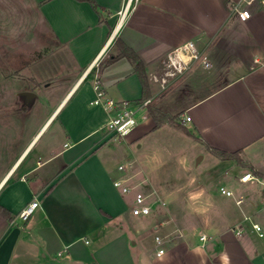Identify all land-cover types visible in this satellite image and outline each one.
I'll return each instance as SVG.
<instances>
[{
	"label": "crops",
	"instance_id": "0c3cea01",
	"mask_svg": "<svg viewBox=\"0 0 264 264\" xmlns=\"http://www.w3.org/2000/svg\"><path fill=\"white\" fill-rule=\"evenodd\" d=\"M95 1L98 9L88 0H27L53 45L42 32L30 39L15 35L13 67L0 69L7 77L0 83V264H264V236L253 227L258 223L264 232L263 184L232 182L222 172V185L234 197L210 193L202 184L199 214L180 216L167 202L166 211L135 217L114 185L124 175L119 165H138L127 159L132 144L142 148L148 137L160 139L166 125L179 127H155L147 108V118L140 116L133 133L122 138L105 128L111 112L91 104L97 70L115 100H144V85L128 58L103 63L118 53L120 38L144 62L151 108L181 113L193 135L184 133L209 153L216 156L208 146L241 150L242 163L216 157L264 176V9L232 23L227 18L236 0H141L120 23L124 0ZM188 40L207 46L224 77L188 101L192 85L186 82L178 104L171 90L181 79L158 93L151 74L160 73L168 52ZM47 47L53 49L43 54ZM62 49L72 66L57 73L33 69ZM139 172L140 180L151 182L144 169ZM143 188L164 197L155 186ZM34 199L40 206L23 221L18 214ZM193 218L198 221L188 224ZM156 235L165 239L160 256Z\"/></svg>",
	"mask_w": 264,
	"mask_h": 264
},
{
	"label": "rangeland",
	"instance_id": "374dc122",
	"mask_svg": "<svg viewBox=\"0 0 264 264\" xmlns=\"http://www.w3.org/2000/svg\"><path fill=\"white\" fill-rule=\"evenodd\" d=\"M39 32H42V36L51 41L53 45L50 30L42 24L38 12L29 5L27 0H0V69L13 67L10 62L11 58L16 56L18 50H15V45L19 41L15 39V35L30 39L35 34L38 35ZM52 49V47H47L42 50V53L44 54ZM65 53L64 49L62 51L58 50L46 61H40L33 65V69L49 70L57 73L64 67L72 66L69 55ZM29 61L36 62V60ZM223 77V73L217 72L213 66L209 69L198 68L184 74L171 92L177 95L179 100H176V103L179 104L183 99L180 97L185 92L182 93L180 90L186 82H190L192 92L187 91L188 94L186 95L189 98L184 100H195L200 95L211 92L216 88ZM6 78L0 76V83L7 82ZM5 94L8 95L7 91H5ZM147 140H145L142 148L132 144V152H130L127 159H137L139 162L137 172L144 169L145 175L151 179V182L144 183L145 189L150 191L152 186H155L164 195L163 198L166 202L176 206L177 212L181 213L180 216H183L186 212L194 214L201 212V209L205 206L204 202L200 200L202 195L205 194L202 192V184L207 185V189L212 193L218 191L220 185L225 181L222 172H226L225 175L231 176L232 182H240L238 176L248 169L245 166H237L232 161H222L209 153L199 141L173 124L166 125L162 129L160 139H154L153 136H150ZM159 142L161 148L158 146L160 145ZM263 155L264 148H262L259 157ZM246 171L253 172L252 169ZM139 176L142 175L139 174ZM260 177L264 178V176ZM135 179L140 180L137 176ZM143 179L141 177V180ZM124 195L127 207L130 209L133 204V193H124ZM171 199L173 202H171ZM195 218L187 220V223L197 222L198 220H195ZM182 220H185V218H182ZM89 239L92 240L91 237ZM90 246H93V244Z\"/></svg>",
	"mask_w": 264,
	"mask_h": 264
},
{
	"label": "built area",
	"instance_id": "2783aa9c",
	"mask_svg": "<svg viewBox=\"0 0 264 264\" xmlns=\"http://www.w3.org/2000/svg\"><path fill=\"white\" fill-rule=\"evenodd\" d=\"M140 1L141 0H124L123 6L119 11L120 23L123 22L125 17L140 3ZM256 7L264 9V0H236L231 5L227 20L232 23L237 20L244 22L248 21L252 18ZM211 67L212 62L208 55L207 46H199L196 40H188L172 48L168 52L163 70L160 73L151 74V79L158 84V93H163L187 72L198 68L209 69ZM94 87L96 95L91 101V104L102 106L111 112V116L105 125L109 133L124 138L133 133L139 123L140 116L147 118V115L142 114V110L148 108L153 98H147L141 101L115 100L103 87L98 70L94 79ZM185 120H190V116H187ZM119 170L124 172V175L115 179L114 185L123 193H133V206L131 208L133 216L147 217L160 211H166L167 202L157 191L146 192L144 190L143 186L147 180L135 179L136 175L140 173L139 171L137 172L138 165L135 160H128L120 164ZM239 180L241 182L256 181L264 185V178H261L251 171L242 174ZM219 191L221 194L228 197L235 196V192L224 185L219 187ZM236 201L240 204L243 202V199L238 198ZM39 206L40 202L38 199L32 200L19 212V218L23 221L28 220ZM253 227L259 232L260 236H264L260 224L254 223ZM201 240L207 241V235L202 234ZM155 242L159 248L157 255L160 256L164 254L165 250L162 245L165 239L161 235H156Z\"/></svg>",
	"mask_w": 264,
	"mask_h": 264
},
{
	"label": "trees",
	"instance_id": "16d2710c",
	"mask_svg": "<svg viewBox=\"0 0 264 264\" xmlns=\"http://www.w3.org/2000/svg\"><path fill=\"white\" fill-rule=\"evenodd\" d=\"M88 1H90L96 9L99 8V5L96 3L95 0H88ZM116 45L119 46L118 53L108 57L106 60H104L103 63L106 65L122 57L128 58L130 62L134 65L135 70L140 75V78L144 85V92H145L144 99L149 98V96L151 95V90H150L151 88L149 83V76L146 71V67L144 65L143 60L130 46H128L120 38L116 40ZM148 109H149V114L154 118L156 122L155 127H159L166 122H171L176 124L187 134L193 135L192 132L185 126L184 122L182 121L181 113L172 115L167 112H163L158 109L151 108V104L148 106ZM208 149L221 159H235L238 163H242L241 150L229 152L211 146H208ZM253 173L259 176V173L257 171L253 170Z\"/></svg>",
	"mask_w": 264,
	"mask_h": 264
},
{
	"label": "water",
	"instance_id": "95a60500",
	"mask_svg": "<svg viewBox=\"0 0 264 264\" xmlns=\"http://www.w3.org/2000/svg\"><path fill=\"white\" fill-rule=\"evenodd\" d=\"M29 93H31V92H26V95H30Z\"/></svg>",
	"mask_w": 264,
	"mask_h": 264
}]
</instances>
